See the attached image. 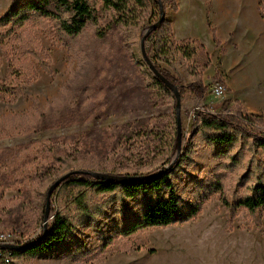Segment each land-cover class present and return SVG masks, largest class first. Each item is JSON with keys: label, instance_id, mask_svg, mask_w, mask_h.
Segmentation results:
<instances>
[{"label": "rangeland", "instance_id": "374dc122", "mask_svg": "<svg viewBox=\"0 0 264 264\" xmlns=\"http://www.w3.org/2000/svg\"><path fill=\"white\" fill-rule=\"evenodd\" d=\"M33 1L38 0H0V17L19 9L25 11V6ZM175 1L181 14L201 5L198 0ZM224 1L229 6L237 5L233 0ZM244 1L247 6L251 3V0ZM94 5L95 20L87 22L83 30L73 36L62 33L59 23L68 20L71 15L55 11L53 2H49L45 9L55 12L58 17L48 18L26 11L27 20L23 24L11 22L0 27V87L16 92L13 101H8L0 92V244H25L42 234V224L40 227L37 225L39 209L35 192L46 195L49 187L67 173L110 174L115 169L120 176H130L132 173H155L161 169L154 167L147 171V168L140 167L138 171H132L148 164L152 158L150 152L145 151V137L142 136L151 127L148 119L167 115L170 111L165 98L155 99L144 87L152 75L140 54V38L155 20L154 4L148 5L149 11L136 19L129 33L114 24L111 12L101 9L98 2ZM167 8L171 10L169 6ZM249 39L248 53L239 56L246 61L241 65H245L248 70L246 75L251 78V84L244 88L247 93L241 87L243 95L247 96L263 89L262 81L260 85L257 79L262 74L259 68L264 65L262 41H258L253 34ZM153 43L154 38L151 37L144 44L150 60L155 56ZM157 65L173 73L163 63ZM187 65L186 60L182 63L175 61V68L185 84L192 82L185 71ZM206 70L202 75L203 84L208 87L206 96L197 100L186 91L181 102L183 135L188 134L195 123L194 112L197 109L218 113L238 104L243 114L258 116L247 113L239 101L230 104L225 98H216L211 91L213 85L222 84L224 96L227 89L218 71L213 70L212 73ZM237 79L240 80L239 76H236ZM69 103L75 110L76 123L37 131L42 113L63 108ZM259 117L264 119V113H260ZM162 125L163 122L160 123ZM195 140L194 137L193 142L197 144ZM246 148L247 145L240 141L228 151L231 156H240L241 167L217 170L219 165H227L228 162L215 159L209 146H198L192 156L193 166L173 176L182 203L190 207L201 197L200 192H204L199 190L202 185L191 183L195 179L210 184L219 176H222L224 196L228 201L243 198L246 195L245 185L237 184L236 176L239 178L248 168L249 153ZM173 158L174 153L170 161ZM256 158L264 167V152ZM60 190H63L61 186L52 193L51 201L55 200ZM116 198L115 195L108 199L97 197L101 201H110L104 217L97 221L101 224L104 240L111 241L101 253L103 239L97 237L94 229L78 226L71 240L48 255L34 259L10 257L9 262L166 264L174 257L179 262L182 257L180 244L188 240V232L202 230L205 232H201L199 237L205 240L206 252L214 254L221 250L220 253H223L225 248L232 249L234 264H264L263 210L251 215L239 208L232 222L228 223L220 195L212 193L196 219L142 230L122 238L118 231L138 220L141 208L139 200L122 201ZM52 209L56 207L50 203L47 226L52 221ZM255 219L260 220L258 228L254 224ZM171 243L178 244L176 249L171 248L174 246Z\"/></svg>", "mask_w": 264, "mask_h": 264}, {"label": "trees", "instance_id": "16d2710c", "mask_svg": "<svg viewBox=\"0 0 264 264\" xmlns=\"http://www.w3.org/2000/svg\"><path fill=\"white\" fill-rule=\"evenodd\" d=\"M100 4L101 9L111 12L112 21L118 27L125 28L128 33L130 27L135 24L136 19L149 11L148 5L153 3L155 11L154 24L158 18V7L152 0H95ZM164 9L169 6L173 12L178 11L175 0H160ZM53 2L56 6L54 10L63 13H69L68 20H61L60 30L62 33L73 36L79 34L86 26L87 22L94 21L95 3L93 0H38L27 4L26 10L8 12L0 17V27L11 22L14 24H23L27 20L26 11L36 12L45 17H58L53 11H47L45 6ZM261 16L264 18V0L259 5ZM128 27V28H127ZM213 40L217 43L215 33L211 30ZM151 37L154 38L153 48L155 56L151 59L158 72L172 83L179 92L180 102L184 101L186 91H189L197 100H202L207 93L208 87L203 84L202 75L204 70L210 66V56L204 46L195 40H183L175 42L172 36L171 23L164 17L161 24L149 34L145 41ZM149 56V51H147ZM182 63L186 60L188 65L185 71L192 82L185 84L182 77L175 68V61ZM163 63L170 68L173 73L160 68L157 63ZM138 66V63H135ZM20 75V73H19ZM148 90L155 99L165 98L170 105V111L167 115H157L150 117L148 122L151 127L146 129L142 135L145 137V151L152 155L148 164L138 166L132 170L136 172L140 167L152 170L154 167H164L168 165L171 155L174 153L175 144V113L174 99L169 89H167L159 80L151 78L146 84ZM0 92L8 101H13L16 92L4 90L0 87ZM225 106V105H224ZM75 110L71 103L60 109H50L40 115L37 124V131L44 132L52 128L72 125L75 122ZM195 123L191 126L188 134H182V150L178 163L174 168L165 172L162 176L144 182H135L130 184H117L110 182H98L89 174L71 175L62 183L60 190L54 201H50L53 217L51 224L47 226V233L42 234L35 240L40 239L32 248L26 251H4L0 250L1 256L10 254L11 258L29 257L31 259L41 258L48 255L53 250L59 248L67 241L71 240L78 226L85 229H94L99 239H103L100 253L108 247L110 240H104L101 224L97 221L104 217L110 201L98 200L97 197L110 198L115 195L119 200H139L141 214L139 219L124 225L118 235L122 238H128L137 232L151 228H162L174 224H180L196 219L200 214L203 205L208 200V195L218 193L220 202L224 210V216L228 223L237 209L242 208L254 215L258 210L264 211V167L261 166L256 156L264 152V119L259 116L243 114L240 106L235 104L228 110L224 109L218 113H210L205 109H197L194 112ZM163 125L160 126V123ZM196 138L197 144L193 142ZM242 141L247 145L248 168L238 178L236 183L245 185V196L234 202L228 201L224 196V185L222 176L219 179L207 184L206 181L195 179L192 184L202 185L199 195L201 197L192 206H185L181 197L177 195L176 184L173 176L182 169L193 166V153L200 145H207L213 150L215 159H224L227 165H219L216 169H227L233 166H242L241 158L238 155L231 156L228 151L237 143ZM170 161V162H169ZM229 165V166H228ZM253 166V169L251 168ZM146 171V172H147ZM110 174L119 175L117 170H111ZM141 173H132L138 176ZM142 173L141 175H143ZM150 174V173H147ZM196 181V182H195ZM207 190V193H206ZM38 202L37 225L43 222V211L45 203V193L35 192ZM116 198V199H117ZM115 199V200H116ZM255 226H260V220H254ZM110 241V242H109ZM0 256V264H3ZM8 264H13L9 262Z\"/></svg>", "mask_w": 264, "mask_h": 264}, {"label": "crops", "instance_id": "0c3cea01", "mask_svg": "<svg viewBox=\"0 0 264 264\" xmlns=\"http://www.w3.org/2000/svg\"><path fill=\"white\" fill-rule=\"evenodd\" d=\"M198 1L202 6L191 8L183 14L179 9L177 12L168 8L164 10L165 18L171 23L174 41L190 39L202 44L210 56V66L205 72L213 73L216 70L224 81L227 95L223 99L230 104L239 101L247 113L259 116L264 113V65L259 68L262 74L257 79L262 81L263 89L254 94L251 92L248 96L243 95V92L247 93L244 88L251 84V78L246 75L245 65H241V62L246 61L239 56L248 53L250 34L256 35L258 41H262L261 47L264 46V18L259 10L261 0H251L249 6L245 5L244 0H233L236 6H229L224 0ZM211 30L215 33L217 43L213 40ZM236 76L240 80H236ZM194 225L199 228L198 224ZM201 232L205 231L188 232V240L180 244L181 260L178 262L174 257L166 264H234L232 249L225 248L223 253H220L221 250L214 254L206 252L205 240L199 237ZM177 245L171 248L176 249Z\"/></svg>", "mask_w": 264, "mask_h": 264}, {"label": "water", "instance_id": "95a60500", "mask_svg": "<svg viewBox=\"0 0 264 264\" xmlns=\"http://www.w3.org/2000/svg\"><path fill=\"white\" fill-rule=\"evenodd\" d=\"M158 7V18L157 21L150 25L140 38V54L141 57L150 71L153 78L159 80L167 89L170 90L172 97L174 99V113H175V144H174V158L173 160L165 167H162L158 172L143 174V175H130V176H120L114 174H104V173H92V172H70L67 173L60 178H58L47 190L45 195V206L43 211V223H42V236L47 233V221L50 211V201L51 195L54 191H57L63 182H65L71 175L74 174H89L93 179L98 182H110L117 184H130L135 182H144L154 180L160 176H162L165 172L171 170L177 163L179 156L181 154L183 142H182V130H181V116H180V95L178 89L170 83L166 78H164L156 69L153 62L148 57L144 44L146 38L152 33L163 21L165 17V9L160 0H152ZM40 239L33 241L27 245H18V244H8L3 243L0 244V250L4 251H26L32 248Z\"/></svg>", "mask_w": 264, "mask_h": 264}, {"label": "built area", "instance_id": "2783aa9c", "mask_svg": "<svg viewBox=\"0 0 264 264\" xmlns=\"http://www.w3.org/2000/svg\"><path fill=\"white\" fill-rule=\"evenodd\" d=\"M222 84L220 83H216L215 85H213V88H212V94L216 97V98H223L225 93H222ZM9 252V251H7ZM1 256V254H0ZM2 257V261L4 264H8L9 263V260H10V254H4Z\"/></svg>", "mask_w": 264, "mask_h": 264}, {"label": "bare ground", "instance_id": "6f19581e", "mask_svg": "<svg viewBox=\"0 0 264 264\" xmlns=\"http://www.w3.org/2000/svg\"><path fill=\"white\" fill-rule=\"evenodd\" d=\"M222 93H225V88H224V86H222Z\"/></svg>", "mask_w": 264, "mask_h": 264}]
</instances>
